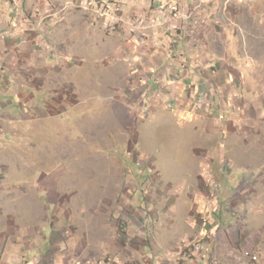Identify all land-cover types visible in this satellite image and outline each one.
<instances>
[{"label":"rangeland","instance_id":"374dc122","mask_svg":"<svg viewBox=\"0 0 264 264\" xmlns=\"http://www.w3.org/2000/svg\"><path fill=\"white\" fill-rule=\"evenodd\" d=\"M64 8L43 39L55 56L37 47L30 77L0 91V186L30 185L78 249L105 261L183 251L213 202L212 220L238 219L263 244L264 0H213L190 17L179 41L193 58H173L177 79L132 76L125 43L137 37L133 54L149 58L162 37L129 34L121 3L104 24L95 3L86 10L101 17Z\"/></svg>","mask_w":264,"mask_h":264},{"label":"crops","instance_id":"0c3cea01","mask_svg":"<svg viewBox=\"0 0 264 264\" xmlns=\"http://www.w3.org/2000/svg\"><path fill=\"white\" fill-rule=\"evenodd\" d=\"M118 2L122 4L121 9L125 12L118 21L127 26L129 34L146 30L148 34L162 37V42L157 40V47H153L156 53L149 58L133 54V47L142 45L137 37H132L125 43L131 51L128 61L132 62V76L143 78L157 72L156 75L169 74L171 79H177L170 74V70L174 71L173 58L179 56L180 63H185L180 55L189 54L193 58L190 55V44H182L179 40L188 38L185 36L188 33L187 27L183 25L188 26L186 16L191 14L194 0H0V91L11 83L30 77L23 74V70L37 68V47L52 52L43 39L51 41L54 29L52 26L58 18L61 19L64 15L65 19L69 18V9L65 11V5L76 3L89 15L101 17L100 12L97 13L94 9L86 10L87 5L95 3L99 6L98 9L107 12L106 17L100 19V23L104 24L117 11ZM172 2L177 6H173ZM177 7L180 9L178 15L173 12ZM200 12L190 17L195 20L202 15ZM46 19L49 20L45 22ZM95 24L97 25L96 22ZM177 31L180 35L173 41L177 38L173 33ZM52 53L55 56L56 53ZM44 62L49 66L55 64V61ZM195 64L196 62L193 65ZM193 65L190 66L192 70L195 69ZM182 71L175 72L181 74ZM190 80L194 83L196 78ZM29 186H0V264H264V243L260 244L254 238L251 240V237L240 231L238 219L230 218L231 221L227 223L212 220L213 214L221 217L222 213L221 207L214 202L207 211L208 225L204 224L199 229L197 241L204 243V247H212L209 260L201 261L184 254L195 249L197 243H192L177 253L167 251L156 255L155 252L131 251L125 255H114L113 261L93 258L88 255L87 250L78 249L77 241L70 237L67 228L62 229L61 223L54 224L53 218L48 216L51 210L37 199L36 191ZM6 193L11 194V200ZM231 250L236 254L230 256ZM244 252L256 255L257 261L249 263L244 258Z\"/></svg>","mask_w":264,"mask_h":264},{"label":"built area","instance_id":"2783aa9c","mask_svg":"<svg viewBox=\"0 0 264 264\" xmlns=\"http://www.w3.org/2000/svg\"><path fill=\"white\" fill-rule=\"evenodd\" d=\"M212 3L213 0H194L193 4L191 5V14L187 15L186 19L188 20L191 15H197V13H199L203 7L211 5ZM173 12L178 15V10L173 9ZM230 213L232 214V216L235 215V213H232V211ZM211 248L212 247H204V243L198 242L195 249H191L190 253L184 254H186L187 256L195 257L198 260L205 261L210 259ZM229 254L233 256L236 254V252L234 250H231ZM244 258L247 259L249 263H254L257 261L256 255L251 252H244Z\"/></svg>","mask_w":264,"mask_h":264},{"label":"trees","instance_id":"16d2710c","mask_svg":"<svg viewBox=\"0 0 264 264\" xmlns=\"http://www.w3.org/2000/svg\"><path fill=\"white\" fill-rule=\"evenodd\" d=\"M182 68H184V67H182ZM185 70V69H184Z\"/></svg>","mask_w":264,"mask_h":264}]
</instances>
